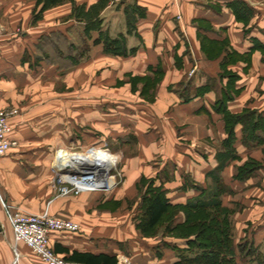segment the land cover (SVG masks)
Here are the masks:
<instances>
[{"label":"rangeland","instance_id":"1","mask_svg":"<svg viewBox=\"0 0 264 264\" xmlns=\"http://www.w3.org/2000/svg\"><path fill=\"white\" fill-rule=\"evenodd\" d=\"M58 7H62L61 11L52 12L50 19L51 24L56 23L55 26H66V42L64 44L61 38L60 43L61 55L64 46L68 56H79L85 49L86 53L77 69L69 60L61 63L59 69L58 63H55L57 56H53L57 55V51L50 48L48 55L54 63L37 70L35 75L32 98L36 104L30 117L43 119L36 124V128L42 131L37 132L41 137L50 138L47 133H51L48 130L51 127L52 139H59V143L57 154L43 159L49 160V164L44 161L47 168L29 175L33 179L29 180V189L37 197V201L29 206L36 209L52 203L49 210L52 216L77 222L85 234L105 235L116 241L124 239L127 241L124 245L130 247L132 254L118 261L126 258L130 264L137 261L135 250L144 244H156L157 256L165 254L166 249L171 247L163 243L178 241L173 233L167 232L170 226L189 224L193 226V232L205 237L212 230L213 221L222 222V207L194 211L190 219L182 210L176 209L174 220L167 217L152 237H145L138 225L143 214V200L152 190L162 188L173 201L181 202L187 196L184 192L190 188L214 186L208 173L215 169L212 164L214 155L226 149L221 139V117L225 120L224 114L194 116L177 99L186 100L195 94L194 81L197 79L190 76L194 69L198 71L202 65L210 71L222 73V60L220 64L218 62L222 58L218 55L222 46L202 44L200 49L205 55H193L192 49L196 50L193 45H188L186 50L192 54L187 55L185 66L166 72V63L162 73H156L149 67L144 68L140 55H134L136 53L121 58L104 54L100 45L93 46L92 42L84 39L82 26L70 19L72 4L65 2ZM34 10L35 7L31 23ZM50 34L54 36V32ZM223 70L227 73L225 67ZM208 84L216 85L211 78ZM44 101L50 102L41 106ZM226 111L235 117V126H243L242 120L252 112L249 108L235 113L227 108ZM91 115L97 117V127L94 123L91 127ZM47 117H51V124L45 123L47 119L44 118ZM224 123L227 134L228 126ZM208 129L212 131L211 136ZM261 142L258 140V143ZM250 143H245L249 152L242 158L237 152L239 158L234 161L238 164L236 172L240 167L251 169L249 177L245 175L243 180H239L242 184L239 183L235 197H229L230 194L222 197H225L227 204L224 205L228 210L225 223L231 229L236 247L240 246L241 254L237 249V260L242 264L251 260L257 263L253 254L264 255V188H256L253 181L246 183L264 164V145L251 151L249 149L256 148L257 144L252 143V146ZM61 151L68 152L59 155ZM72 152L98 154L96 157L73 156L98 160L104 165L107 163L106 189L85 191L63 179L64 176L80 179L84 174L79 173L92 172L86 170L91 169L89 166L74 168L72 173L62 170L63 156ZM222 181L225 184V180ZM85 192H93L90 195L92 198L86 199ZM256 233L261 241L257 247ZM251 247L253 254L247 255L246 250Z\"/></svg>","mask_w":264,"mask_h":264},{"label":"crops","instance_id":"2","mask_svg":"<svg viewBox=\"0 0 264 264\" xmlns=\"http://www.w3.org/2000/svg\"><path fill=\"white\" fill-rule=\"evenodd\" d=\"M99 1L77 0L79 4L88 5ZM34 7L35 0H0V110L17 108L20 111V116L11 120L13 131L10 135L11 139L18 142V146L0 158V264H43L23 243L17 245L19 260L14 263V235L3 202L37 214L51 210L52 204L48 206L49 209L47 206L36 209L29 206L37 201L36 195L29 189V180H33L29 175L47 168L44 164H49V160L43 159L56 155L59 143V139H52L51 127L48 129L51 133H47L50 138L41 137L40 133H37L40 129L36 128V124L41 123L43 119H33L30 114L36 104L32 96L37 70L48 68L52 65L50 62L54 63L45 61L44 49L40 48L43 45L42 40L52 32H61L65 36L66 26H55V22L51 24L52 12H60L62 7L48 10L44 18L33 25L31 13ZM180 11L181 21L177 19L178 8L170 0H110L101 17L104 29L109 30L110 36L123 35L128 49H136L134 55H140L146 69L160 66L164 70L163 64L167 63L166 72L176 71L185 66L187 55L204 54L200 49L202 44L222 46V52L218 54L222 55L218 61L220 64L222 60V73L210 71L201 65L194 76L197 79L194 81L195 94L185 98L186 100L178 98V103L190 110L194 116H208L213 113L219 115L214 108L221 98L222 106L232 113L243 108L257 112V115L263 118V126L255 132L256 140L252 143L257 144L256 148L250 143L253 148L249 150L259 149L264 145V0H180ZM131 26L134 28L132 32L129 30ZM63 42L65 44L66 41ZM188 45H193L198 52L194 49L192 53L187 52ZM100 47L103 51V47ZM62 52V55H53L54 58L57 56L55 63H58L59 69L61 63L67 61L65 46ZM78 66L79 64L75 69ZM224 67L227 73L223 70ZM204 76L208 77L207 81ZM210 78L215 80L216 85L212 84L203 96H197L198 89L204 90ZM49 102L44 101L41 106ZM46 119L45 123L51 124V117L44 118ZM221 119L223 143L227 134L224 132L225 120L223 117ZM89 122L91 127L93 123L97 127V117L93 118L91 115ZM211 132V129H208L209 136ZM235 137L234 148L242 158L243 154L249 152L245 147L242 126H235ZM258 140L262 142L258 143ZM67 152L61 151L59 155ZM68 154L63 156L61 166L67 156L87 155L78 152ZM87 156L96 157L98 154ZM215 157L216 155L212 163L213 168L217 166ZM237 167L238 164L233 162L222 172V180H225V185L234 192L229 197H235L239 183L242 184L235 179ZM261 167L246 183L253 181L256 188H264V164ZM92 193L85 192V198L91 199ZM184 195L187 196L181 202L170 199L175 203H184L195 196L196 192L188 190ZM38 201L43 202L40 198ZM223 203L227 204L225 197ZM257 238L256 233L255 241ZM126 242L124 239L116 241L105 235L85 234L81 226L78 232L54 233L50 239L55 252L56 249L65 251L60 253L64 257L75 252L107 254L116 255L117 261L120 257L132 254L130 247L124 245ZM257 242L256 247L261 241L257 239ZM156 250V244L140 246L135 250L137 261L133 264H173L176 259L175 251L166 249L165 254L157 256Z\"/></svg>","mask_w":264,"mask_h":264},{"label":"trees","instance_id":"3","mask_svg":"<svg viewBox=\"0 0 264 264\" xmlns=\"http://www.w3.org/2000/svg\"><path fill=\"white\" fill-rule=\"evenodd\" d=\"M65 2L72 4L73 8L70 19L82 26L81 32L87 42H92L93 46H102L104 54L116 57H126L136 53V49H128L126 38L123 35L112 37L108 34V31L104 29L101 13L107 7L110 0H100L93 5H88L86 3L77 4V0H35L36 5L33 12L32 24L36 25L43 19L45 12ZM133 30L134 28L132 27L130 31L132 32ZM61 38L65 41L66 37L61 32H54V36L50 34L42 40L43 45L40 46V48L42 47L44 49L45 57L48 62L50 61V55H48V50L50 48L57 51V54L61 53L59 45ZM85 53L86 49L84 51L82 50L79 56L66 55V60H69L73 66H77L85 57ZM150 70L156 73H162L160 66L150 67ZM211 86L212 85L209 86L208 84L204 90L199 88L197 96H203L210 90L209 87ZM185 91H187V88ZM214 110L224 114L226 126H228L227 138L223 142L226 149L216 154L215 159L217 166L208 173V177L213 180L214 186L208 188H190L189 190H194L196 195L189 198L184 203L173 202L167 192L162 188L152 190L143 200V214L138 229L145 237H152L154 231L167 217H171V220H174L177 215L176 209L182 210L186 218L190 219L191 213L194 211L219 209L222 207L220 212L222 222L215 223L213 221V225L211 226L212 230L205 237L201 236L200 233L193 232V226L189 224L185 226H173L174 228L172 226L168 227L167 232L173 233L175 237L178 238V241H166L163 243L176 252V259L173 264H242L237 260V249H239L240 246H238V248L236 247L234 239L231 236V229L225 223L228 210L223 203L222 197L225 194H231L233 191L226 187L221 178L222 172L232 162L239 158L234 148L236 120L235 117H232V115L226 111V107L222 106V98L216 102ZM262 121L263 118L254 111L242 120L244 124L242 126L244 141L246 144L256 140L255 132L257 129H260V126H263ZM250 172L251 169L240 167L238 168V172H236L235 178L237 180H243L245 175L249 177ZM238 251L241 254L240 249ZM252 251V247L247 249V255L253 254L251 253ZM64 252L65 251L56 249L57 254ZM253 256L257 263L251 260L248 264H264L263 254H253ZM65 259L81 264H118L116 255L111 256L107 254L94 255L91 253L81 254L75 252L65 257Z\"/></svg>","mask_w":264,"mask_h":264},{"label":"built area","instance_id":"4","mask_svg":"<svg viewBox=\"0 0 264 264\" xmlns=\"http://www.w3.org/2000/svg\"><path fill=\"white\" fill-rule=\"evenodd\" d=\"M170 1L178 8L177 19L181 21L180 0ZM196 71L194 69L190 76H194ZM17 116H20L17 108L0 110V158L5 157L11 149L18 146V142L10 137L13 131L11 120ZM3 208L14 235V263L19 260L17 245L23 243L43 264H81L66 260L64 256L57 254L50 244L51 235L54 233L78 232L80 225L77 222L52 216L48 210L38 214L31 213L22 208L10 206L6 202H3ZM118 264L130 263L124 258L123 261H118Z\"/></svg>","mask_w":264,"mask_h":264},{"label":"bare ground","instance_id":"5","mask_svg":"<svg viewBox=\"0 0 264 264\" xmlns=\"http://www.w3.org/2000/svg\"><path fill=\"white\" fill-rule=\"evenodd\" d=\"M93 159V158H92ZM89 165L92 166L93 169H86V170H92V172L87 171L88 173V179L83 180V176L80 179H73L71 177L64 176L63 179L67 180L68 182H71V184H74L75 186H78L77 188H82V190H104L106 189V181H107V163L105 165L103 163H100L98 160H91V159H83L79 156H69L65 159V161L62 164V170L67 171L68 173L74 172V168H83V166ZM82 170V169H81ZM107 177V178H106ZM64 181V180H63ZM81 190V189H80Z\"/></svg>","mask_w":264,"mask_h":264},{"label":"water","instance_id":"6","mask_svg":"<svg viewBox=\"0 0 264 264\" xmlns=\"http://www.w3.org/2000/svg\"><path fill=\"white\" fill-rule=\"evenodd\" d=\"M85 166H87V165H85ZM89 166V165H88ZM91 169L93 168L92 166H89ZM85 168V167H84ZM87 174V172H82V173H79V174H84V176L85 177H83V180H87L89 177H88V175H86ZM74 174V173H73Z\"/></svg>","mask_w":264,"mask_h":264}]
</instances>
